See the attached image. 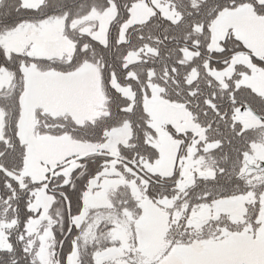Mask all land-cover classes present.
<instances>
[{"label": "snow or ice", "instance_id": "snow-or-ice-1", "mask_svg": "<svg viewBox=\"0 0 264 264\" xmlns=\"http://www.w3.org/2000/svg\"><path fill=\"white\" fill-rule=\"evenodd\" d=\"M0 264H264V0H0Z\"/></svg>", "mask_w": 264, "mask_h": 264}]
</instances>
